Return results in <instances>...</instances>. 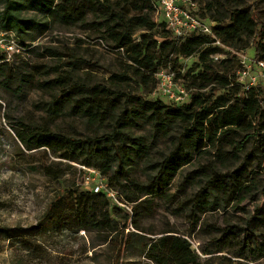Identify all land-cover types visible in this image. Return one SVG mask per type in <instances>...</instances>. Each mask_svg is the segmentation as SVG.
<instances>
[{"label": "rangeland", "instance_id": "obj_1", "mask_svg": "<svg viewBox=\"0 0 264 264\" xmlns=\"http://www.w3.org/2000/svg\"><path fill=\"white\" fill-rule=\"evenodd\" d=\"M196 1L211 16L219 10L228 14L220 5L208 10L206 4L212 0ZM220 1L228 9L247 7L264 23V0ZM4 4L0 0V16ZM138 4L146 2L139 0ZM146 10L158 24L163 20L160 12ZM95 15L90 11L84 20L61 22L30 8L21 14L39 25L27 27L17 39L24 48L8 56L9 67L16 74L13 81L0 75V228L36 226L58 195L82 187L85 158L68 160L51 150L27 149L18 135L34 126L45 125L80 139L111 138L122 153L109 174L117 176L130 197L145 199L141 189L162 178L169 179V185L161 194L146 198L139 217L134 224L130 220L126 229L123 212L114 211L119 226L115 232L106 224L77 232L69 224L64 231L45 229L44 241L37 243L0 239V264H157L149 258L146 245L169 231L187 237L204 264H264L261 140L237 130L219 135L214 145L199 151L185 135L186 123L168 120L161 127L139 116L138 100H155L159 94L152 85L148 92L139 81L125 75V56L108 49L112 42L105 39V29L95 23ZM256 48V42L251 41L244 48L226 46L219 56L234 55L240 62L253 57ZM197 60L198 55L185 59L184 70ZM213 60L222 62L221 58ZM115 74H123L125 80L115 78ZM58 76H69L71 85L66 89L71 97L79 96V91L71 89L74 83L98 84L120 92L116 107L108 114L89 118L64 100L53 104L54 95L65 88L43 89L37 82ZM224 91L218 87L214 98ZM105 145L110 146L111 141L106 140ZM177 147L178 155L189 153L192 160L170 177L165 162ZM43 165L51 166V175L45 173ZM239 168L241 176L236 173ZM57 174L59 179L54 178ZM243 183V189L235 187ZM132 232L141 237L129 236ZM256 245L258 250L251 252Z\"/></svg>", "mask_w": 264, "mask_h": 264}, {"label": "trees", "instance_id": "obj_2", "mask_svg": "<svg viewBox=\"0 0 264 264\" xmlns=\"http://www.w3.org/2000/svg\"><path fill=\"white\" fill-rule=\"evenodd\" d=\"M4 1L0 30L10 34L17 42L27 27L39 25L34 18L21 16L26 8L51 14L61 22L84 20L88 13L93 11L96 14L95 23L100 29H105V39L112 42L108 49L124 54L125 75L129 74L131 79L139 81L147 87L148 92L150 85L154 87V92H157V73L161 69L173 70L176 73V80L182 81L189 89H194L190 100L178 103L167 100L161 95L155 100L142 98L138 100V113L156 126L164 127L168 120L175 119L186 123L185 135L191 139L195 150H204L208 145H214L219 135L237 130L248 132L249 137L254 140L260 139L264 145V133H262L264 86L246 90L237 82L236 72L240 62L234 55L221 58L222 62L217 64L213 58L221 53L222 47L213 44L215 41L213 36L192 32L176 37L167 28L164 20L158 24L146 10L150 8L157 12L158 0H144L146 5L138 4L139 0ZM217 5L228 10V14L219 10L211 16L205 10L201 9V11L203 16L210 17L215 22L214 33L225 47L244 48L250 44V41L256 42L254 58L264 59V23L259 19L258 14L247 7L228 9L220 0H212L206 4L208 10L218 7ZM160 26L162 30L159 31ZM13 31L16 34H13ZM137 34H140L138 39ZM20 47L24 48L23 45ZM196 55L198 60L185 71L184 60ZM9 65L8 54L0 51V75H3L8 82H12L16 74ZM114 77L121 81L125 80L123 74H115ZM37 85L43 89L65 88L54 95L52 103L56 104L64 100L76 112L89 118H98L101 114L110 113V110L116 107L115 101L121 94L98 84L85 86L74 83L76 86L71 89L79 91V96L71 97V91L66 89L71 85L69 76H58L45 82L38 81ZM218 87L224 88L225 91L214 98L213 94ZM18 137L29 150H51L55 155L58 153L60 155L58 157L68 160L85 158L86 164L83 166L98 169L107 177L111 187L118 190L130 202H134L133 214L130 215L113 205L103 192L96 193L83 186H76L66 195H58L49 204L36 226L1 227L0 239L18 240L17 242L25 245L29 242L37 243L44 241L45 229L59 228L64 231L69 224L73 225L77 232L83 229L91 230L102 224H106L110 232H115L119 226L114 218V211L123 212L126 219L124 229H126L130 220L134 224L139 217V210L146 202V198L161 194L170 182L169 179L159 178L161 181L141 189L144 197L147 195L145 199L130 197L119 183L117 176L109 174L116 157L120 156L122 151L114 146L113 140L108 136L80 139L56 132L43 125L34 126L26 132H19ZM106 140L111 141L110 146L105 145ZM179 150L180 147H177L165 162L170 177H173L181 166L192 160L189 153L178 155ZM42 169L46 174L51 175L50 165H43ZM236 173H240L241 176V169H237ZM54 178L59 179L60 175H54ZM243 185L244 183L236 184L235 187L241 190ZM129 236L140 235L132 232ZM258 247L256 245V248L250 251H256ZM145 250L149 258L157 264H204L202 257L192 248L190 240L174 231L151 240Z\"/></svg>", "mask_w": 264, "mask_h": 264}, {"label": "built area", "instance_id": "obj_3", "mask_svg": "<svg viewBox=\"0 0 264 264\" xmlns=\"http://www.w3.org/2000/svg\"><path fill=\"white\" fill-rule=\"evenodd\" d=\"M158 12L162 14L163 20L174 36L181 37L192 32L205 34L214 37V45L225 47L220 38L213 30L215 22L210 17L202 15L200 5L195 0H158ZM21 47L18 42L0 30V51L6 52L8 56L11 52H20ZM215 59L225 56H214ZM157 92L159 95L183 103L190 100L192 91L182 81L176 80V73L171 69H161L157 73ZM236 80L241 86L249 90L252 87L264 86V59H255L254 56L247 59H240V66L236 72ZM84 175L82 186L96 193L103 192L116 207L124 210L128 214H133L134 202L127 200L118 190L111 187L106 176L98 169L83 166Z\"/></svg>", "mask_w": 264, "mask_h": 264}]
</instances>
